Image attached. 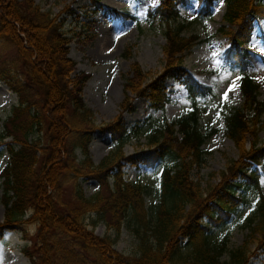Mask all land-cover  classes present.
<instances>
[{"label":"trees","instance_id":"1","mask_svg":"<svg viewBox=\"0 0 264 264\" xmlns=\"http://www.w3.org/2000/svg\"><path fill=\"white\" fill-rule=\"evenodd\" d=\"M187 1L159 0L146 11L145 19H155L162 26L163 64L150 75L132 61L122 83L117 113L95 123L81 96L89 73L71 74L75 61L67 54L71 35L61 28L63 16L42 10L32 0H0V40L15 48L12 65L0 67V79L17 95V103L3 118L0 131V145L7 154L0 170V238L3 231H22L25 223H32L31 243L21 249L30 264H247L257 252H264V197L257 168L264 162V145H257L264 99L258 97V84L248 70L245 46L253 21L264 23V0H223L217 32L227 40L224 61L237 67L242 101L220 111L221 127L212 122L200 125L196 97L208 93L210 87L181 65L183 55L199 41L197 33H184L192 20L181 18L177 5ZM213 1L202 0L197 17L207 16ZM90 3L95 11L99 4L96 0ZM66 9L72 14L68 6ZM110 13L127 17L115 8ZM168 78L184 86L189 107L175 117L155 120L148 129L145 147L123 154V113L134 109L132 100L136 97L145 98L153 108H162L168 99ZM218 130L232 142L237 156L220 171L216 184L202 188L191 178V170L203 159L204 140ZM94 131L107 133L114 143L96 164L88 152ZM38 132L44 138L42 144L40 136L31 138ZM126 163L134 167L159 163L156 202L150 216L144 204V185L122 176ZM69 175L73 183L63 195V183ZM79 178L95 180L97 191L84 195ZM241 185L251 188L254 202L245 238L228 250L227 234L213 243L207 224L219 226L226 221L229 211L241 201L233 195L234 188ZM26 212L29 214L24 217ZM90 213L114 231L113 239L96 236L86 228L84 218ZM205 218L207 223L202 222ZM124 221L137 237L133 256L113 247ZM182 239L188 249L185 255L180 253ZM223 253L226 261L220 260Z\"/></svg>","mask_w":264,"mask_h":264},{"label":"rangeland","instance_id":"2","mask_svg":"<svg viewBox=\"0 0 264 264\" xmlns=\"http://www.w3.org/2000/svg\"><path fill=\"white\" fill-rule=\"evenodd\" d=\"M42 10H49L52 14L63 16L62 29L71 35L68 43V55L75 61L74 70L88 72L81 96L84 103L91 108L95 123L111 119L118 111V103L122 99V83L129 75V66L137 61L143 70L157 72L163 64L161 45L164 42L162 26L155 19H145L147 10L152 9L159 0H96L99 4L92 11L91 0H32ZM66 6L73 12L67 14ZM203 6L202 0H188L178 3L177 8L181 18L191 19V23L184 33L195 32L199 41L192 45L181 60V65L195 79L208 85L210 91L205 95L197 96L199 107L198 120L200 125L212 122L221 127L220 111L231 106H238L242 96L237 87L228 93V100L223 99L225 91L237 80V67L223 59V49L227 45L225 37L217 32L224 9L222 0H214L207 16L197 17V12ZM115 8L124 12L127 17L117 13L112 15L110 9ZM118 37V38H117ZM100 38V40H99ZM103 42L105 49L98 47L96 42ZM248 49V70L258 84V97L264 99V23L261 19L253 21L251 36L245 44ZM99 50V51H98ZM107 51V52H106ZM129 52V53H126ZM15 48L0 40V67L12 65ZM167 102L162 108H153L145 98L136 97L132 100L134 109L124 112L123 124L125 127L124 140L121 145L123 154L132 153L145 147L146 136L150 125L162 116L167 119L175 117L187 109L190 99L184 86L172 78L165 81ZM131 95V93H130ZM17 103V95L0 79V131L2 120L9 113L12 105ZM219 113V118L217 114ZM262 128L257 135V145H264V111L261 114ZM40 136V143H44L41 132L33 133L31 138ZM5 141L9 138L4 139ZM250 138L247 137L246 147ZM107 133L94 131L88 143V152L91 161L96 164L114 147ZM205 150L203 159L198 167L191 170V178L198 181L200 187L214 185L219 180V173L223 171L230 160L237 156L232 142L226 138L221 130L206 138L201 145ZM76 158L81 155L78 149L74 150ZM168 161V160H166ZM7 162V154L3 145H0V170ZM159 163L146 167L139 164L134 167L125 164L122 168L123 178L138 179L145 187L144 204L148 215H152L153 205L156 202L155 176ZM259 184L264 197V162L258 166ZM66 179L63 183V195H67L72 186V180ZM84 195L89 196L97 191L98 183L92 179L77 180ZM109 181V180H108ZM234 197L239 196L241 201L229 211L228 218L219 226L208 225L209 239L216 242L221 234L226 233L228 241L226 249L241 244L247 233L245 227L250 209L253 206L251 188L241 185L234 188ZM3 209L0 205V222ZM29 214L26 212L25 216ZM215 217V216H214ZM207 223V219L202 220ZM87 229H91L96 236H108L113 239L115 233L107 228L103 221L93 213L84 218ZM24 229L3 231L0 238V264H30L21 249L31 243L34 234V225L25 223ZM185 240L180 242V253L185 255L188 249L184 246ZM113 247L126 256L137 253V237L132 226L124 221L116 236ZM253 249V244L250 246ZM221 261L227 260L223 253ZM247 264H264V252H257L249 258Z\"/></svg>","mask_w":264,"mask_h":264},{"label":"snow or ice","instance_id":"3","mask_svg":"<svg viewBox=\"0 0 264 264\" xmlns=\"http://www.w3.org/2000/svg\"><path fill=\"white\" fill-rule=\"evenodd\" d=\"M118 38V37H117ZM239 77H237V80ZM239 85L236 83V81H233L232 84L228 87L227 91H225L223 99L225 101L228 100V93L234 91ZM217 117L219 118V113L217 114Z\"/></svg>","mask_w":264,"mask_h":264},{"label":"bare ground","instance_id":"4","mask_svg":"<svg viewBox=\"0 0 264 264\" xmlns=\"http://www.w3.org/2000/svg\"><path fill=\"white\" fill-rule=\"evenodd\" d=\"M99 40H100V38H99ZM96 44L98 45V47H100V48H102V49H105V45L104 46H102L103 45V42L102 41H100V42H96ZM99 51V50H98ZM107 52V51H106Z\"/></svg>","mask_w":264,"mask_h":264}]
</instances>
